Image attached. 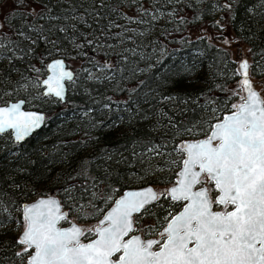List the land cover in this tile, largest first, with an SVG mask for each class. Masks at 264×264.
<instances>
[{"label":"trees","instance_id":"trees-1","mask_svg":"<svg viewBox=\"0 0 264 264\" xmlns=\"http://www.w3.org/2000/svg\"><path fill=\"white\" fill-rule=\"evenodd\" d=\"M229 35L264 74V0H0V102L44 112L21 141L0 133V264H24L9 229L33 194L91 221L126 187L173 182L181 143L232 109ZM54 56L73 71L63 100L40 92ZM178 207L159 197L134 228L148 235Z\"/></svg>","mask_w":264,"mask_h":264},{"label":"snow or ice","instance_id":"snow-or-ice-1","mask_svg":"<svg viewBox=\"0 0 264 264\" xmlns=\"http://www.w3.org/2000/svg\"><path fill=\"white\" fill-rule=\"evenodd\" d=\"M49 67L60 71L45 81L48 94L63 99L60 81L71 80V74L59 61ZM247 69V62L241 63L244 102L233 105L234 111L212 125L205 139L183 145L179 187L167 195L187 203L159 240L124 239L136 231L133 213L163 195L152 189L125 194L100 221L108 226L94 229L58 228L66 215L55 200H41L25 206V227L17 240L25 246L28 264H264V99L252 90ZM42 121L41 115L21 111L19 104L0 107V133L11 129L17 141ZM197 185L205 186L193 191ZM85 231L98 239L81 243Z\"/></svg>","mask_w":264,"mask_h":264},{"label":"water","instance_id":"water-1","mask_svg":"<svg viewBox=\"0 0 264 264\" xmlns=\"http://www.w3.org/2000/svg\"><path fill=\"white\" fill-rule=\"evenodd\" d=\"M58 61H59V62H62V64H63V71H64V72H68V73H70V74H71V79H72V77H73V71H72V69H71V68L65 63V61H64V59H63L62 57H60V56H54V57H51L50 59H48V60L46 61V63H45L43 76H42L41 79L39 80V87H40V92H41L42 95H44V96H45V95H49V96H51V97H53V98H56V99H59V100H63V99H61V98H59V97H56L54 94H48V84L45 83V81H49V79H50L51 77H54V76L58 75V73H59V71H60L59 69L56 70V71L54 72V71L49 67L50 65L55 64V63L58 62ZM243 62H247V64H248V61L246 60V58H244V57H240V58H239V62H238V64H237V70H238V82H239V84H240V88H241V82H242V80L244 79V76H243V74H242V70H241V63H243ZM248 66H249V64H248ZM247 79L250 81V83H251V85H252V81H251V78H250V76H249V70H248V69H247ZM69 81H70V80L67 79L66 77L60 81L61 85L63 86V98H64V94H65V90H66V84H67ZM52 84H53V86H55V81H52ZM252 90L255 91V92L261 97L260 93L258 92V90H257L256 88L253 87V85H252ZM241 92H242V97L247 95L246 92H244V91H242V90H241ZM261 98H262V97H261ZM243 102H244L243 99H241V100H240L239 102H237L235 105L241 104V103H243ZM14 104H19V105H20V110H21V111H23V112L36 113V114H38V115H41V116L43 117V119H44V112H43L42 110L37 109V108H34V107H32V106H27V105H25V103H24V99L21 98V97H17V98H14V99L7 100V101H5V102H3V103H0V107H10V106H12V105H14ZM232 111H234L233 108H232L231 110L227 111V112H224V113L221 115V117H220L219 119L214 120V121L210 124V126H209L207 132H210V130H211V126H212V125H214V124L220 122V120H221L223 117H225V116H227V115H230ZM42 123H43V121H42ZM42 123H41V125H42ZM41 125H40V126H41ZM35 130H36V129H35ZM7 131L9 132L11 139H12L13 141H17L16 138H15V132H14L13 130H11V129H9V130H7ZM207 132H206V133H207ZM31 133H32V132H31ZM31 133H30V134H31ZM27 136H28V135H27ZM27 136H26V137H27ZM26 137H24V138H26ZM205 138H206V136L204 135V136H201V137H198V138H195V139H190V138L185 139V140L181 143L180 149H182L183 145H185L186 143H190V142L194 143V142H197V141L203 140V139H205ZM20 141H21V140H20ZM181 153H182V156H181V159H180V163H179V166H178V168H177V170H176V172H175V180H174L172 183L166 185V186L163 188V190H164V192H165V196L168 197V199H171V197H170L169 195H167V193L169 192V190H170L172 187H179V183H178V181L180 180L179 173L182 171V168H183L182 161H183V159H186V153H185V152H182V151H181ZM204 186H205V185H197L196 188L193 189V191H196V190H198L199 188L204 187ZM147 189H152V191L155 192V193L158 192L157 188H156L154 185L150 184V183H146V184H143V185H140V186L126 187V188L122 189L121 192H119L117 195H115V197L112 199V202H111V203H110V204H109V205H108V206H107V207H106V208H105V209L99 214V216H98L97 219H96L95 225L93 226L92 229H94L95 227H98V226H99V227H107V226H108L107 224L101 225V224H100V221H102V220L104 219L105 215L115 207V205H116V201L122 199V198L125 196V194H127V193H129V192H140V191H145V190H147ZM41 200H55V201L58 203V205H59V211H60V214H65V215H66V211H65L64 207L62 206V204H61V202H60L58 196L55 195V194L37 195V196L33 197V198L30 199V200L23 201V202H21L20 205H19V213H20V216H21V218H22V220H23L24 225H23L22 229L17 233V238H18V239H19L20 236L22 235V233H23V231H24V227H25V220H24V215H23L25 206H32V205H35V204H37V203H38L39 201H41ZM171 200H172V199H171ZM152 202H153V201H152ZM150 203H151V202H150ZM186 203H187L186 201H181V205H180V207H179L176 211H174L171 215H169V216L166 218L164 224H163V225L161 226V228L159 229V232H162V231L164 230V228L166 227L167 223L171 220V218H172L173 216L178 215V214L182 211V206H183L184 204H186ZM142 210H143V209H142ZM214 211H216V210H214ZM137 214H138V213H133V217H132L133 220H134V218H135V216H136ZM73 225L82 228V223H78V222L73 221V220H72V221H69V222H67V223H63V220H61V221L58 222L57 227L60 228V229H70ZM133 235L140 236L141 239H143V240H145V241H147V240H156V237H155V236H152V235H149V236H142V235H141L139 232H137V231H134L133 233H129V236H126L124 239L127 240V239H129V237H131V236H133ZM96 239H98V236L95 235V233H94L90 238H88V239H86V240H84V241H81V243H89V242H91V241H93V240H96ZM28 259H29V256H28V254H27L26 257H25L24 264H28Z\"/></svg>","mask_w":264,"mask_h":264},{"label":"rangeland","instance_id":"rangeland-1","mask_svg":"<svg viewBox=\"0 0 264 264\" xmlns=\"http://www.w3.org/2000/svg\"><path fill=\"white\" fill-rule=\"evenodd\" d=\"M167 16V12L163 13L162 15H160L159 13L157 14V17H155L156 21L158 23H160L161 21H163L164 18H166ZM154 28H157V25L154 26ZM229 42L226 44L221 43V45L228 51L229 55L233 58L236 68H237V64L239 62V58L240 57H244L246 58L247 61H249V56H248V52H247V47L242 43V42H238L236 41L235 37H233L232 35L227 36L226 38ZM249 63V62H248ZM93 72H89V74H91ZM237 75H238V70H237ZM249 76L251 78L252 81V85L254 88H256L258 90V92L260 93L262 99H264V74L260 75V76H254L249 72ZM238 82V78H236V80H234V82L232 83V86L230 87V91H232L234 94V98L231 102V107L233 105H235L237 102H239L241 100L242 97V92H241V88H240V84ZM8 94L7 93H3L0 95V97H7ZM7 100H10L9 98H6ZM3 103V102H0ZM29 106V105H28ZM172 183V182H171ZM170 184V183H169ZM167 185V184H166ZM163 186L165 185H155V187L158 190V194H163V195H159V197L165 196V192L163 190ZM207 187L211 188V185H207ZM37 196V194H33V197ZM158 197V198H159ZM156 201V200H155ZM215 208H217L215 206ZM76 221L78 223H82V229H92L93 226L95 225L96 220H91V221H83V220H78L75 218L74 215L72 214H68L66 213V219L63 220V223H67L69 221ZM24 223L23 220L21 222H17V221H13L10 224V229L9 232L15 233L17 235V233L22 229ZM158 228L157 230H155L154 232L148 234V235H142V236H155L156 240L160 239V232H159ZM7 232V233H9ZM6 233V234H7ZM94 234V232L92 234H89L87 231L84 232V234L80 237L81 241H84L88 238H90L92 235ZM24 245H20L18 243L17 245V250L19 251H23L24 252ZM28 253H25V257Z\"/></svg>","mask_w":264,"mask_h":264},{"label":"flooded vegetation","instance_id":"flooded-vegetation-1","mask_svg":"<svg viewBox=\"0 0 264 264\" xmlns=\"http://www.w3.org/2000/svg\"><path fill=\"white\" fill-rule=\"evenodd\" d=\"M180 205H181V202H179V207H180ZM179 207H178V208H179ZM178 208H177V209H178ZM177 209H176V210H177ZM176 210H175V211H176ZM213 210H219V209H218V207L215 208V206H214V209H213Z\"/></svg>","mask_w":264,"mask_h":264}]
</instances>
